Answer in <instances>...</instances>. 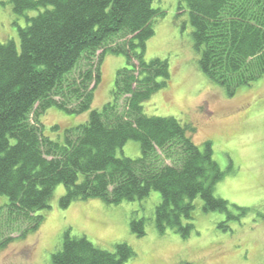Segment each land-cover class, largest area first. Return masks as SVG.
Listing matches in <instances>:
<instances>
[{
    "label": "trees",
    "instance_id": "trees-1",
    "mask_svg": "<svg viewBox=\"0 0 264 264\" xmlns=\"http://www.w3.org/2000/svg\"><path fill=\"white\" fill-rule=\"evenodd\" d=\"M183 1L199 67L211 81L232 96L264 77V0ZM10 2L18 15L40 13L19 28V43L0 44V198L7 200L0 201V251L39 231L41 213L61 185L64 209L83 200L143 201L157 192V232L184 239L195 232L197 198L205 212L231 218L229 203L215 195L225 175L212 143L201 149L195 127L144 113L143 105L171 83L167 60H146L154 23L165 15L154 0ZM107 53L124 56L126 67L116 73L111 100L92 110ZM52 108L90 114L66 128L60 143L44 134L43 118ZM129 141L140 143V158L117 157ZM130 230L145 237L147 220L134 212ZM135 257L127 244L104 251L67 230L52 263L129 264Z\"/></svg>",
    "mask_w": 264,
    "mask_h": 264
},
{
    "label": "rangeland",
    "instance_id": "rangeland-1",
    "mask_svg": "<svg viewBox=\"0 0 264 264\" xmlns=\"http://www.w3.org/2000/svg\"><path fill=\"white\" fill-rule=\"evenodd\" d=\"M153 8L165 15L154 23L155 35L146 44V60H167L171 83L143 105L144 113L173 117L195 127L193 140L201 149L206 142L212 143L214 160L225 175L215 186V195L229 203L231 218L205 212L197 198L195 232L184 239L171 230L157 232L155 208L161 202L157 192L143 201L107 205L83 200L64 209L60 200L66 191L61 185L54 192L50 209L41 213L44 221L39 231L1 250L0 264H53L52 255L67 230L72 237L84 236L104 251L113 252L117 244H127L136 254L129 264H264V77L229 96L199 67L200 55L194 47L184 1L154 0ZM39 13L18 15L10 0H0V44L9 40L19 43V28ZM124 67V56L105 55L92 110H100L111 100L116 73ZM89 114L74 116L52 108L43 118L44 134L64 143L66 128L85 123ZM117 157L140 158V143L129 141ZM236 207L248 211L242 213ZM134 212L147 220L143 238L130 230Z\"/></svg>",
    "mask_w": 264,
    "mask_h": 264
}]
</instances>
